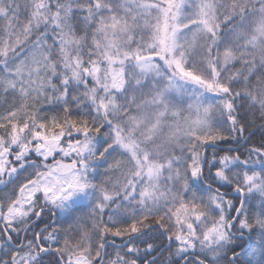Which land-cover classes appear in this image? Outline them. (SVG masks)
Returning a JSON list of instances; mask_svg holds the SVG:
<instances>
[{
    "label": "snow or ice",
    "instance_id": "1",
    "mask_svg": "<svg viewBox=\"0 0 264 264\" xmlns=\"http://www.w3.org/2000/svg\"><path fill=\"white\" fill-rule=\"evenodd\" d=\"M0 264H264V0H0Z\"/></svg>",
    "mask_w": 264,
    "mask_h": 264
}]
</instances>
